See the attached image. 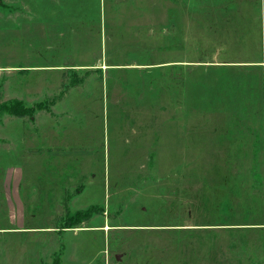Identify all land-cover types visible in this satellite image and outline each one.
Returning <instances> with one entry per match:
<instances>
[{
	"label": "rangeland",
	"instance_id": "obj_1",
	"mask_svg": "<svg viewBox=\"0 0 264 264\" xmlns=\"http://www.w3.org/2000/svg\"><path fill=\"white\" fill-rule=\"evenodd\" d=\"M0 230V264H264V0H0Z\"/></svg>",
	"mask_w": 264,
	"mask_h": 264
},
{
	"label": "trees",
	"instance_id": "obj_2",
	"mask_svg": "<svg viewBox=\"0 0 264 264\" xmlns=\"http://www.w3.org/2000/svg\"><path fill=\"white\" fill-rule=\"evenodd\" d=\"M3 6V5H2ZM2 111H5L6 113L12 115V116H16V117H29L31 119H33V112L30 109H24V108H20L19 106H7L2 107ZM90 210L87 211L86 213H81V212H76L74 214V216L72 217H67V225L65 224L64 227H62L63 230L66 229H74L76 227H78L81 223L88 221L90 216H91ZM53 264H58L57 260L54 261Z\"/></svg>",
	"mask_w": 264,
	"mask_h": 264
},
{
	"label": "crops",
	"instance_id": "obj_3",
	"mask_svg": "<svg viewBox=\"0 0 264 264\" xmlns=\"http://www.w3.org/2000/svg\"><path fill=\"white\" fill-rule=\"evenodd\" d=\"M13 210H14V209H13ZM18 211H19V210H18ZM16 230L22 231V230H20V229H16ZM1 231H3V230H0V232H1Z\"/></svg>",
	"mask_w": 264,
	"mask_h": 264
}]
</instances>
